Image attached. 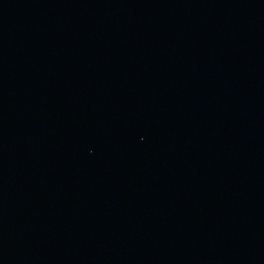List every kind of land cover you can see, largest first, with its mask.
I'll return each mask as SVG.
<instances>
[{"label":"water","instance_id":"obj_1","mask_svg":"<svg viewBox=\"0 0 264 264\" xmlns=\"http://www.w3.org/2000/svg\"><path fill=\"white\" fill-rule=\"evenodd\" d=\"M0 264H264V0H0Z\"/></svg>","mask_w":264,"mask_h":264}]
</instances>
